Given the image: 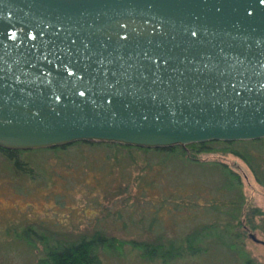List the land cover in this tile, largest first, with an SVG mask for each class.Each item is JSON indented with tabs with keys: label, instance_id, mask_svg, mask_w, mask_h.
Instances as JSON below:
<instances>
[{
	"label": "water",
	"instance_id": "95a60500",
	"mask_svg": "<svg viewBox=\"0 0 264 264\" xmlns=\"http://www.w3.org/2000/svg\"><path fill=\"white\" fill-rule=\"evenodd\" d=\"M261 139L264 0H0L1 148Z\"/></svg>",
	"mask_w": 264,
	"mask_h": 264
},
{
	"label": "rangeland",
	"instance_id": "374dc122",
	"mask_svg": "<svg viewBox=\"0 0 264 264\" xmlns=\"http://www.w3.org/2000/svg\"><path fill=\"white\" fill-rule=\"evenodd\" d=\"M106 154L104 150L87 152L83 162L72 155L73 161H68L71 167H65L50 154L37 156L35 161L41 164L42 174L35 182H13L0 174V264H34L41 256V246L36 251L4 235L5 229L14 232V227L69 234L101 229L108 236L137 241L152 234L179 238L196 227L217 223L222 231L228 222L235 221L228 216V205L222 206L219 213L210 209L211 204H226L230 198L217 194V189L221 193L225 190L227 179L219 171L209 169L214 161L239 176L246 204L264 211V187L234 156L203 155L204 170L178 162L163 169L152 159L148 161L152 167L146 172L143 162L132 170L129 166L117 171L103 170L100 166L106 165L102 162ZM90 161L98 165L87 168ZM254 236L264 242L261 231ZM237 246L244 248L254 262L264 264V245L247 235L243 244ZM130 259L128 256L126 260ZM109 260L108 264H117L116 260Z\"/></svg>",
	"mask_w": 264,
	"mask_h": 264
},
{
	"label": "trees",
	"instance_id": "16d2710c",
	"mask_svg": "<svg viewBox=\"0 0 264 264\" xmlns=\"http://www.w3.org/2000/svg\"><path fill=\"white\" fill-rule=\"evenodd\" d=\"M104 150L100 166L106 171L123 170L129 166L131 170L143 162L148 172L152 166L148 164L155 159L161 168L172 162L183 166L206 169V163L201 156L216 154L221 156H234L247 166L257 183L264 187V139L257 141L240 142H204L175 146L165 149L135 148L113 143L75 142L69 145L36 149L12 150L0 147V174L13 182H35L42 174L41 164L35 161L37 156L51 155L65 167H71L68 161L72 155L79 159L86 157L87 152ZM87 168L96 167L95 161L87 162ZM219 171L227 186L217 194L229 196L226 204H211L210 209L219 213L221 207L228 205V216L235 223L228 222L224 230H220L219 223L203 225L191 230L179 238L165 237L163 234H152L143 241L123 240L108 236L101 229L91 232L69 234L53 232L47 229L33 227H14L5 229L4 235L26 243L33 250L39 251L40 258L34 264H108L109 259L116 260L117 264H257L246 253L243 244L244 238L249 234L261 231L264 235V211L248 205L241 191L239 176L231 171L225 164L212 162L210 168ZM122 180V178H121ZM126 188L123 190L125 191ZM116 197V196H115ZM218 208V209H217ZM227 214V213H226ZM210 245H221L225 248H208ZM130 260H126L127 257Z\"/></svg>",
	"mask_w": 264,
	"mask_h": 264
}]
</instances>
